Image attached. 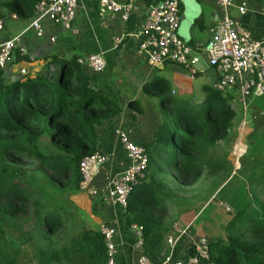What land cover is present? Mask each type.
<instances>
[{"label":"trees","instance_id":"obj_1","mask_svg":"<svg viewBox=\"0 0 264 264\" xmlns=\"http://www.w3.org/2000/svg\"><path fill=\"white\" fill-rule=\"evenodd\" d=\"M41 1H0V20L9 14L27 20ZM12 57L25 60L18 51ZM7 66L0 69V264H106L102 235L50 192H79L80 163L97 151L99 129L120 112L117 101L93 87L74 59L53 58L39 73L9 80ZM142 92L163 96L162 116L143 145L147 168L122 210L123 222L141 229L143 254L162 264L168 203L178 186H192L206 168L226 167L214 148L228 138L236 113L233 95L212 87H203L200 104L173 97L162 77ZM258 170L248 178L247 195L232 207L224 236L211 238L203 264H264V166ZM16 219L26 224L19 244L8 238Z\"/></svg>","mask_w":264,"mask_h":264},{"label":"crops","instance_id":"obj_2","mask_svg":"<svg viewBox=\"0 0 264 264\" xmlns=\"http://www.w3.org/2000/svg\"><path fill=\"white\" fill-rule=\"evenodd\" d=\"M117 1L125 2V0ZM165 1L139 0L135 3V11L131 13L126 22H123L118 18L113 21L101 19L98 14L97 0H79L71 31L43 20L41 23L43 35L37 37L34 31L27 30L33 16L27 20H19L10 15V18H5L4 30L0 34V42L18 35L21 36L20 43L25 48L27 56L24 61L12 57L7 67L8 69L21 68L22 74H26L28 68L41 69L45 67L51 63L53 58H57L58 61L74 59L77 62L94 54L103 55L106 62L104 73L93 74L85 67L80 68L89 77L93 87L104 88L106 84L102 81L104 76L107 78V82L114 81L119 93L117 100L119 114L107 120L98 131L97 152L106 155L107 162L103 166L93 168L91 190L96 196L104 199L106 198L105 179L122 172L128 163L113 131L116 128H121L131 142L143 146L152 140L160 126V108L158 105L149 103L150 95L143 93L142 87L149 83L155 75H158L166 80L167 85L171 79L172 86L179 89L180 93L176 97L177 99L192 101L193 98H197V92L201 94L199 99L203 97V87L214 89L218 83V76L207 65L206 54L211 41L208 31L216 17L220 16V11L209 0H179L180 18L185 21L181 28V35L185 37V40H181L190 49L189 59L193 62L192 68L197 73L196 78L203 80L200 88L189 81L186 71L179 66L168 64L164 69L157 70L160 73H156L146 65L144 58L137 55L138 38L136 35L140 25L147 18L150 7H161ZM235 2L246 3L248 12L247 15L238 16L235 10H231V17L239 21L253 39H260L264 31V24L259 11L264 8V0H235ZM186 9L187 15H185ZM117 37H124V39L114 49L113 41ZM50 38H54V41L50 42ZM165 71L170 74V78L161 74ZM98 78L101 79V83ZM228 91L233 95L232 106L236 109L235 120H247V131L251 135L264 134V119L261 117L264 100L251 102L247 113L242 118V109L237 102V86H233ZM81 192L91 193L89 191ZM106 205L107 208L103 207L105 210L103 215L107 218L108 225L116 231L117 257L115 264H137L138 259L144 253L140 243L142 242L140 232L125 227L122 209L109 207L107 201ZM86 207L85 204V207L82 208L86 211ZM88 228L94 230V228ZM94 231H98V229ZM197 237L199 236L193 237L191 234L181 236L172 243L170 246L173 258L185 259L190 256L191 241Z\"/></svg>","mask_w":264,"mask_h":264},{"label":"built area","instance_id":"obj_3","mask_svg":"<svg viewBox=\"0 0 264 264\" xmlns=\"http://www.w3.org/2000/svg\"><path fill=\"white\" fill-rule=\"evenodd\" d=\"M98 14L101 19L113 21L120 19L126 22L133 11L135 3L139 0H125L120 3L117 0H97ZM220 11L208 33L211 43L206 54L207 65L218 76L216 87L218 90L230 89L237 86V102L244 111L254 100H264V31L261 38L255 40L250 33L236 19L230 15L235 10L238 16L247 15L248 8L244 2L236 3L235 0H209ZM79 0H42L35 8L33 17L27 30L35 32L37 37H42L43 20L71 31L76 15ZM179 0H166L161 7H150L147 18L140 25L136 53L144 58L146 65L152 70H162L168 64L182 67L190 80L197 75L192 68L193 62L189 59L190 49L177 34L180 21ZM259 15L264 24V8ZM15 18V16H13ZM4 21L0 20V34L4 30ZM124 37L114 39V49L123 41ZM54 38H50L53 42ZM21 36H15L0 42V69L6 68L14 51H18L21 57H26L25 48L21 45ZM77 64L85 67L93 74L104 72L106 62L102 54H94L80 59ZM264 119V109L261 111ZM245 126V123H243ZM121 149L127 159L126 168L111 177L105 179V201L112 208L124 209L127 201L132 196L134 186L144 178L147 168L148 155L143 147L132 143L128 135L121 129L113 131ZM107 162L106 155L94 152L80 163V191H89L93 185V168L103 166ZM140 232V228L131 227ZM98 232L104 239L107 254L106 264H115L117 257V245L115 243L116 231L111 226L101 227ZM170 241V240H169ZM142 245V242H140ZM172 243H169L171 245ZM208 244L204 239L194 238L191 241V255L189 259L180 262L173 261L168 256L162 264H203L208 260ZM139 245V246H141ZM137 264H152L142 254Z\"/></svg>","mask_w":264,"mask_h":264},{"label":"rangeland","instance_id":"obj_4","mask_svg":"<svg viewBox=\"0 0 264 264\" xmlns=\"http://www.w3.org/2000/svg\"><path fill=\"white\" fill-rule=\"evenodd\" d=\"M185 15H187V9ZM8 16H10V14L7 15V17ZM184 23V20L179 21L177 29L178 37L182 40H185V37L181 35V28H183ZM179 68L183 69L182 67ZM39 69L36 67L28 68L27 73H39ZM155 72L160 73V71L157 70H155ZM19 74H22L21 68H7L3 73L6 80L19 77ZM161 74H165L167 78H170V74L166 71ZM196 76L193 81L190 80L188 76L187 78L193 85L200 88L203 80L196 78ZM155 77L159 76L155 75ZM103 78L104 80L102 81L106 84L102 89L105 93L112 95L117 101L119 99V93L117 92V86H115L114 81L107 82V78L104 76ZM98 80L99 83H101V79L98 78ZM169 80L168 85L166 82V88L169 90L170 94L176 98L179 96L180 91L177 87L172 86L171 79ZM214 90L222 95H225L228 91V89L218 90L216 86H214ZM197 94V98H193L192 102L200 104L202 101V98L199 99L201 94H199V92H197ZM162 97V95H153L149 96L148 100L151 105H158L159 108ZM238 105L241 107L239 103ZM231 109L236 113V109L233 106H231ZM160 111L162 113V110ZM165 111L168 113L167 109H165ZM246 113L247 109L245 111L242 109V118H244V114ZM161 116L159 112V117ZM246 121L245 119L235 120L228 138L218 142L214 148V153L223 157L226 167L219 171L206 168L200 179L192 186H178L175 198L168 203L170 215L168 220L164 223V226L170 229V232L165 236L163 241L168 248V256H170L173 261L184 262L189 259V256L185 259L173 258L171 254V246L169 243H174L181 236L191 234L193 237H196L198 235L199 237L194 238V240L204 239L207 243H210L211 238L224 236V226L231 217L233 211L232 207L241 197L247 195L248 178L251 174L258 172L260 167L264 166V134L258 133L251 135V133L247 131ZM243 123H245V126H243ZM139 182L140 181H138V183ZM50 193L51 195L54 194V200L57 201L60 199L59 203L64 204L70 211H75L74 213L77 215L76 218L81 223H84L87 229L90 227L94 228V230H100L101 227L109 226L106 222L107 218L103 215L105 211L103 207L107 208L104 198L98 197L96 194L92 195L88 192H81L80 190L73 194H57L54 191ZM85 204L87 205L86 211L82 208L85 207ZM14 222L15 223L11 224L9 227L10 231H8V238L14 243L19 244L22 234L21 230L23 231L25 229L26 224L22 219H16ZM19 233L20 235L17 236ZM189 255H191V253Z\"/></svg>","mask_w":264,"mask_h":264},{"label":"water","instance_id":"obj_5","mask_svg":"<svg viewBox=\"0 0 264 264\" xmlns=\"http://www.w3.org/2000/svg\"><path fill=\"white\" fill-rule=\"evenodd\" d=\"M34 20V17L32 18V21ZM180 20H182L181 18H180ZM215 41V38H213V39H211V41H210V45H211V43L212 42H214ZM209 46V45H208Z\"/></svg>","mask_w":264,"mask_h":264}]
</instances>
